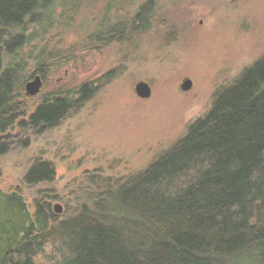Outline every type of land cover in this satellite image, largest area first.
<instances>
[{"label":"trees","instance_id":"obj_1","mask_svg":"<svg viewBox=\"0 0 264 264\" xmlns=\"http://www.w3.org/2000/svg\"><path fill=\"white\" fill-rule=\"evenodd\" d=\"M157 5L148 0L113 26L106 17L88 42L135 44L152 30ZM56 13V0H0V156L15 130L42 135L57 128L117 75L25 96L26 83L46 78L53 59L46 49L25 53V32L36 24L46 34ZM186 131L143 171L87 175L69 194L75 206L60 218L52 194L40 197L36 231L5 264H264V59L218 91ZM55 177L54 164L38 160L24 184Z\"/></svg>","mask_w":264,"mask_h":264},{"label":"rangeland","instance_id":"obj_2","mask_svg":"<svg viewBox=\"0 0 264 264\" xmlns=\"http://www.w3.org/2000/svg\"><path fill=\"white\" fill-rule=\"evenodd\" d=\"M147 1L56 0L48 32L36 24L26 30L25 53L46 49L53 57L46 78L40 75L41 93L27 98L117 74L57 128L11 133V147L0 156V190L24 197L33 215L34 202L49 194L53 213L60 205L55 215L66 214L75 206L70 192L89 174L124 178L146 169L210 111L218 91L264 59V0H156L153 28L135 44L88 42L106 17L110 26L129 21ZM188 79L192 89L183 92ZM139 82L150 85L148 100L137 97ZM38 160L54 164L55 180L24 184Z\"/></svg>","mask_w":264,"mask_h":264},{"label":"water","instance_id":"obj_3","mask_svg":"<svg viewBox=\"0 0 264 264\" xmlns=\"http://www.w3.org/2000/svg\"><path fill=\"white\" fill-rule=\"evenodd\" d=\"M193 82L188 79L182 86L183 92L192 89ZM43 88L42 77L37 75L25 85L27 97L38 96ZM138 98L148 100L152 96V89L146 82H139L135 87ZM55 214H62V207L55 206ZM36 231V223L29 204L18 193L8 194L0 190V264H5L8 256L19 245Z\"/></svg>","mask_w":264,"mask_h":264},{"label":"flooded vegetation","instance_id":"obj_4","mask_svg":"<svg viewBox=\"0 0 264 264\" xmlns=\"http://www.w3.org/2000/svg\"><path fill=\"white\" fill-rule=\"evenodd\" d=\"M5 193L12 194L13 192H5Z\"/></svg>","mask_w":264,"mask_h":264}]
</instances>
